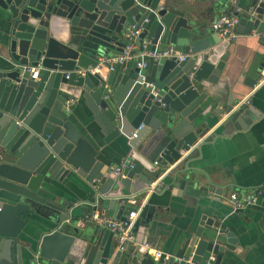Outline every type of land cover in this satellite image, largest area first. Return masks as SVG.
I'll return each mask as SVG.
<instances>
[{
  "label": "water",
  "instance_id": "1",
  "mask_svg": "<svg viewBox=\"0 0 264 264\" xmlns=\"http://www.w3.org/2000/svg\"><path fill=\"white\" fill-rule=\"evenodd\" d=\"M181 3L0 0L7 56L0 64V264H118L114 234L103 228L80 231L72 202L45 199L42 187H72L80 180L91 191L87 203L93 212L103 207L124 221L134 210L126 205L132 185L143 183V193L158 178L153 155L174 165L164 177L167 185L194 182L188 155L181 153L198 146L208 129L204 116L214 99L208 93L220 92L211 86L222 76L230 43L203 37L192 17L179 14L188 8ZM247 8L248 33L264 32V0H249ZM131 27L139 32L133 45L143 68L137 61L113 62ZM168 46L191 56L182 62L148 56ZM24 68L38 69L39 80H31ZM233 104L228 96L219 116L246 125L260 118ZM112 141L125 155L106 166L103 145ZM103 197L108 203L98 206ZM148 207L139 220L154 212ZM38 217L43 221L34 229ZM198 219L168 260L156 261L139 246L123 264H219L226 254H237L238 239L221 218Z\"/></svg>",
  "mask_w": 264,
  "mask_h": 264
},
{
  "label": "crops",
  "instance_id": "2",
  "mask_svg": "<svg viewBox=\"0 0 264 264\" xmlns=\"http://www.w3.org/2000/svg\"><path fill=\"white\" fill-rule=\"evenodd\" d=\"M180 1L181 5L188 8H183L184 12L179 14L192 17L202 28L203 37L218 39L210 30L212 22L220 15L237 13L228 0ZM248 4L249 0H238V16L242 22L238 27L239 36L229 44L222 57L225 66L218 84L211 86L213 90L220 92L215 95L208 93V96L214 98L207 113L204 112V118L209 122L208 129L199 136V145L195 144L187 151V166L195 173L194 182L186 184L184 188L167 185L169 180L164 177L174 165L165 166L160 162L162 179L157 182L156 191L149 195L146 202L148 208L154 209V212L148 214L144 220H139L137 232L134 233V244L137 247L145 246L147 253L154 257L157 252L168 257L175 255L187 230L196 227L198 218L206 215L216 217V220L221 218L223 225L229 227L238 239L237 254H226L219 264H264V199L237 212L232 211L227 201L228 194L234 190L264 187V42L251 32L248 33L249 25L244 19V10L248 9ZM165 6L170 9L171 2L166 1ZM5 39L6 32L0 22V64L7 57ZM132 55V61L140 60L135 48ZM253 81H256V84L250 88L249 85H252ZM228 96L234 101L233 106L244 102L243 107L260 114V118H255L251 124L246 125L243 120L240 123H231L228 114L219 116L218 112L224 111ZM103 148L107 157L104 162L106 166L119 163L120 158L125 155V149L118 148L115 141L103 145ZM158 159L153 155V161ZM105 169L106 167L102 172ZM53 184L55 187L50 186L49 189L42 187L41 192L45 199L56 203L72 202L74 209L71 213L80 231L101 229L95 223L84 220L85 216L93 213V205L87 203L92 201L91 191L82 181L79 180L76 186L72 187ZM143 189V183L141 187L132 185V197L140 200ZM102 203L107 204L108 199L103 197L98 206ZM99 209L107 214L103 207H97V212ZM42 221L41 218H36L33 221L34 229ZM70 233L74 235L72 230ZM117 241V237L113 236L114 251ZM133 248L131 244L120 252L118 264H123L131 258ZM209 260L213 261L214 257Z\"/></svg>",
  "mask_w": 264,
  "mask_h": 264
},
{
  "label": "built area",
  "instance_id": "3",
  "mask_svg": "<svg viewBox=\"0 0 264 264\" xmlns=\"http://www.w3.org/2000/svg\"><path fill=\"white\" fill-rule=\"evenodd\" d=\"M219 1V0H216ZM230 6L235 9L237 12L236 14H230V15H220L217 17L211 24L210 30L211 32L217 36V38L220 40V42H234L238 36V27L240 24V18L238 16L239 10L237 9L238 0H228ZM251 34L258 37L261 41L264 42V32H258L256 29H253L250 31ZM138 31H134L133 27L128 28L125 30L122 34L123 39L126 41V46L123 49L122 54L119 57H116L113 59V62L122 63L124 61L133 60L132 52L134 50L133 40L138 35ZM148 56L152 58L153 60H174L175 62H182L185 61L188 57H190V53H183L179 52L175 49L174 46H168L166 49L158 52L154 51L152 53H149ZM144 63L140 60L137 61V68H143ZM26 71H29L30 76L29 78L33 81L39 80V72L36 68H24ZM240 104H244L240 103ZM238 104V105H240ZM205 139V138H204ZM203 139V140H204ZM195 149V148H193ZM189 151V150H188ZM188 155V152L181 153L182 157H185ZM160 159L153 161V171L158 173L157 180L152 183L150 186L147 187V189L142 193L143 196L139 200L137 197H131L127 199L126 205L132 207L134 210L129 213V215L125 218L124 221L115 219L111 215L106 214L105 211L101 212H93L90 215L85 216V221H91L95 223L100 228L106 229L109 232L113 233L114 236L117 237V252H123L128 245H131L134 247L132 249L133 253L136 254L137 247L136 244H134V226L136 222L139 220V215L142 212L143 208L146 206V202L148 200L149 195L155 191L156 185L158 181H161L160 176ZM121 169L115 170L114 174L116 176L120 175ZM264 199V187H260L254 190H234L230 192L227 196V201L230 203L232 207L233 212H237L240 210H244L247 207L256 205L259 200ZM123 204V203H121ZM83 225V223H81ZM168 256L157 252L155 254V260L166 261L168 260ZM109 264V263H108Z\"/></svg>",
  "mask_w": 264,
  "mask_h": 264
}]
</instances>
